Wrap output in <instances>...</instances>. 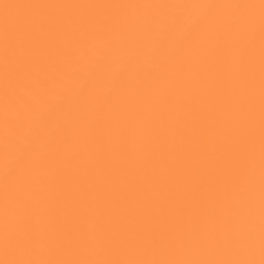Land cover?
<instances>
[{
    "label": "snow or ice",
    "instance_id": "6c2138e0",
    "mask_svg": "<svg viewBox=\"0 0 264 264\" xmlns=\"http://www.w3.org/2000/svg\"><path fill=\"white\" fill-rule=\"evenodd\" d=\"M0 264H264V0H0Z\"/></svg>",
    "mask_w": 264,
    "mask_h": 264
}]
</instances>
